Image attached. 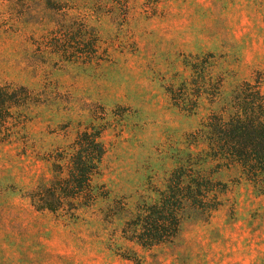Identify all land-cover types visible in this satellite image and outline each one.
<instances>
[{
  "label": "rangeland",
  "instance_id": "374dc122",
  "mask_svg": "<svg viewBox=\"0 0 264 264\" xmlns=\"http://www.w3.org/2000/svg\"><path fill=\"white\" fill-rule=\"evenodd\" d=\"M71 20L94 30L99 59L49 46ZM202 60L219 96L188 113L167 88ZM243 81L264 93V0H0V84L39 99L0 132V264H264V187L237 165L198 161L192 144ZM89 125L102 131L95 181L107 199L78 218L36 210L28 194L51 177L49 155ZM188 161L216 182L217 209H187L168 243L125 239V222Z\"/></svg>",
  "mask_w": 264,
  "mask_h": 264
},
{
  "label": "trees",
  "instance_id": "16d2710c",
  "mask_svg": "<svg viewBox=\"0 0 264 264\" xmlns=\"http://www.w3.org/2000/svg\"><path fill=\"white\" fill-rule=\"evenodd\" d=\"M96 43L97 37L91 27L84 29L71 20L56 24L49 46L69 60L81 58L91 62L99 59ZM188 65L193 70L191 80L182 82L177 88L170 85L167 93L175 106L192 113L202 96L210 102L217 99L220 84L219 81L214 85L205 81L209 65L206 60ZM38 103L36 93L30 88L13 83L0 84V132L8 125L16 126L15 113L20 114ZM101 132L98 127L89 125L78 132L71 143L49 155L51 177L28 194L36 210L78 218L81 211L107 199L105 186L95 181L101 173L106 152ZM192 144L203 146L198 161L237 165L246 180L263 188L264 93L259 83L243 81L230 94L227 103L202 123ZM196 164L197 161H188L186 166L181 165L171 172L158 199L152 203L143 202L135 215L125 222V239L142 247L168 243L177 237L187 209L206 212L217 209L216 182L208 173L194 168ZM109 211L115 212V208ZM114 215L119 217V213Z\"/></svg>",
  "mask_w": 264,
  "mask_h": 264
}]
</instances>
